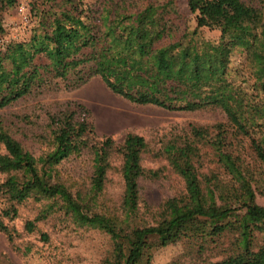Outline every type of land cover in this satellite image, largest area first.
<instances>
[{"label":"trees","instance_id":"1","mask_svg":"<svg viewBox=\"0 0 264 264\" xmlns=\"http://www.w3.org/2000/svg\"><path fill=\"white\" fill-rule=\"evenodd\" d=\"M15 1L0 0V36L1 13ZM40 2L28 39L0 37V110L33 91L77 88L97 75L112 93L138 105L219 109L230 129L221 122L211 132L191 126L190 142L172 140L163 146L184 191L160 204L154 223L142 224L136 223L137 180L156 171L140 166L146 148L141 136L127 132L119 143L108 136L96 139L86 106L69 102L50 116L49 134L40 138L47 149L35 155L0 118V231L13 241L16 231L2 219L16 218L25 201L46 199L52 202L26 221L25 230L32 232L35 221L57 206L77 225L108 235L112 244L102 264H150L154 248L185 239L201 247L222 234L232 235V251L204 264H264V205L255 202L247 163L229 146V138L246 137L264 164V9L241 0H186L194 28L185 31L171 16V0H106L96 11L82 0ZM201 27L218 30V41L198 38ZM82 50L86 56L75 59L73 54ZM84 62L89 64L73 71ZM193 141L211 146L226 174L242 173L230 193H216L230 181L197 172L199 149ZM84 149L92 156L90 195L85 196L93 203L103 188L109 156L120 155L118 214L92 211L84 195L75 196L56 178V166Z\"/></svg>","mask_w":264,"mask_h":264},{"label":"rangeland","instance_id":"2","mask_svg":"<svg viewBox=\"0 0 264 264\" xmlns=\"http://www.w3.org/2000/svg\"><path fill=\"white\" fill-rule=\"evenodd\" d=\"M84 6L96 11L106 0H82ZM165 1V0H160ZM247 5L262 7L264 0H241ZM40 0H16L1 13L4 32L2 40L28 39L30 29L40 13ZM171 16L179 28L191 31L194 28V15L186 7V0H171ZM23 8L21 12L20 8ZM198 38L203 42L215 43L219 31L201 27L197 30ZM85 50L74 53L75 59H82ZM239 57V55H236ZM72 57V58H73ZM237 57H235L237 59ZM235 59V61H236ZM89 62L78 63L77 72ZM81 101L88 109V121L93 126L96 139L110 137L119 143L127 132L141 136L145 150L140 154V166L144 170L156 171L155 176H143L137 180L139 197L137 199L136 223L152 224L160 204L173 195H181L184 186L179 175L167 164L164 145L174 141H191V126L210 128L219 122L225 123V115L219 109L196 111L165 110L153 105H138L112 93L97 75L88 78L77 88L36 90L30 95L17 100L0 110V118L10 123L15 137L35 155L45 151L41 137L50 131V116L64 109L69 102ZM230 129V127L226 126ZM232 131V130H229ZM92 138V137H91ZM95 139H93L94 141ZM91 140V142H93ZM229 146L238 152L247 163L252 173V188L256 194L255 202L264 205V164L255 157L250 142L246 137L229 138ZM198 147L196 170L200 175L214 176L221 181H230L226 187L219 188L217 195L230 193L234 181L243 179L241 172L226 174L216 162L214 150L205 141H193ZM91 153L84 149L78 155L64 159L56 166V178L64 183L75 195H90V177L92 173ZM109 166L105 173L104 184L93 203L86 196L84 199L92 211L104 214H118L122 197L120 176L121 158L118 153H111ZM232 178V179H231ZM51 200H28L18 205V216L12 220L3 218L4 224L16 231L13 241L0 231V264H102L108 254L112 241L102 231L85 225H77L69 215L57 206L48 212L45 218L35 221L32 232L25 230L26 221L38 216ZM45 237V238H44ZM262 239L258 238L261 243ZM231 234H222L212 242L199 243L188 240L154 248L150 264H204L219 260L232 251Z\"/></svg>","mask_w":264,"mask_h":264},{"label":"built area","instance_id":"3","mask_svg":"<svg viewBox=\"0 0 264 264\" xmlns=\"http://www.w3.org/2000/svg\"><path fill=\"white\" fill-rule=\"evenodd\" d=\"M20 9H21L20 11L23 12L24 9L22 7Z\"/></svg>","mask_w":264,"mask_h":264}]
</instances>
